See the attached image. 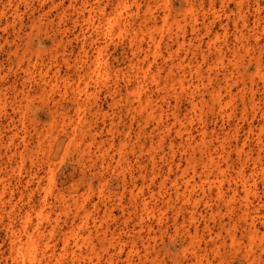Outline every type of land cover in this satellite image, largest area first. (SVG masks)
I'll use <instances>...</instances> for the list:
<instances>
[{
  "label": "rangeland",
  "instance_id": "obj_1",
  "mask_svg": "<svg viewBox=\"0 0 264 264\" xmlns=\"http://www.w3.org/2000/svg\"><path fill=\"white\" fill-rule=\"evenodd\" d=\"M8 1L0 0V10L5 7L6 12L0 17V264H28L12 254L15 245L12 248L10 241L11 231H21L23 245L27 241L22 231L26 214L31 217L28 224L31 231L38 229L45 235H51L47 254L38 256L39 264H108L110 255H113L112 264H196L193 255L183 250L196 238V231L198 245L202 250L207 249L209 264H244L247 224L238 221L239 202L235 203L236 210L232 213L226 210L222 200L205 197L197 203L195 217L191 221V203L185 202L182 197H175L170 181L174 178L179 159L180 167L185 166L186 161L176 152L173 162H170L168 145L172 139L175 142L182 140L171 131L169 136L164 137L165 146L155 148L158 152L151 157L147 151L148 134L157 136L159 130L155 123L159 119H146L136 110L138 100L135 92H139L142 97H151L155 115L164 114L162 121L166 120V116L168 121L178 116L193 127L195 135V128L205 126L208 132H219L218 136H221L220 128L225 120L222 126L225 129L241 125L239 138L242 140L250 127L258 125L260 115L264 114V103H259L255 112L250 110L243 118L239 97L223 110L225 114L210 98L211 91L219 87L223 72H233L237 76V71H240L239 74H245L246 81L253 77L255 83L261 85L256 63L259 53L249 50L244 55L241 49V56L236 58L233 52L237 50L233 48L241 44L234 38L236 29L233 22L230 20L226 24L219 1L216 0L212 7L209 0H203L200 11L195 10L196 27L200 28L197 33L192 31L189 15L183 14L188 9L187 1L191 0H152L150 4L157 16L156 21H150L143 29L128 26L127 17L123 15L120 26H117L115 17V22H104L98 31L91 29L78 13L82 0H78L74 8L70 7V0H63V5L50 13L52 1L58 3L59 0H14L19 2L20 9V15L15 19L11 16ZM89 1L93 8L98 6L97 1ZM165 1L171 8V16L163 20L161 16L167 12ZM109 2L102 0L101 4ZM141 6L140 12L145 10L144 2ZM229 6L234 9L235 4L230 2ZM261 6L264 8V1H261ZM216 34L219 38L215 40V45L225 51L222 52L224 67L211 64L215 54L206 44ZM27 35L29 57L34 61L40 53L46 64L54 65L52 71L58 67L61 69L57 80L51 81L55 86L49 83L44 87L39 85L35 67L31 68L34 71L32 76H28L24 72L26 60L17 63L13 55L9 57L16 37L24 40ZM133 37L135 43L145 48L139 54V70L130 66L134 60ZM200 38L204 41L201 48L197 46ZM97 45L103 52L100 61L94 63L88 54L87 63L73 64L72 60L82 54L83 48H87L88 53H94ZM255 47L250 46V49L257 50ZM200 52L205 58L208 56V60H204ZM65 58L70 60L69 66L63 63ZM233 60H237V68L233 66ZM179 61H183L181 67L177 65ZM259 62L264 64V52ZM172 64L175 67L170 74ZM197 64L202 72L201 78L193 74ZM95 65L99 66L100 72L95 70ZM51 76L49 73L47 78ZM172 77L184 78L186 89L180 91L175 85L177 89L173 93ZM196 83L201 86L193 90ZM240 86L238 75V83L233 86L232 92ZM225 92L221 93L228 100ZM261 92L259 90L258 94ZM192 100L197 103L196 108L192 107ZM57 107L58 113L52 115V110ZM226 113L231 114L230 118ZM62 119L66 124L62 123ZM140 125L145 126L147 134L137 135ZM14 133L17 134L11 139ZM248 146L255 156L259 146L254 137L249 139ZM233 159L229 162L231 167L227 168L229 174H233L236 167ZM223 165L226 167L225 163ZM169 166L172 172L167 175ZM252 167L253 160H248L246 173ZM123 175L128 181L126 188H123L121 180ZM166 175L168 177L162 188L166 205L161 201L163 198L156 194L151 201L155 207L153 214L145 217V223L140 222L142 206L140 200L131 194L136 192L131 187V181L136 180L137 184L143 182L156 192ZM4 186L6 190L1 193ZM259 187L258 197L263 200L264 192L260 184ZM194 189V196L200 197L199 188L195 186ZM237 189L240 194L243 193L240 186ZM251 201L250 207H260L259 212L264 215V202L257 197H251ZM184 206L187 209L182 208ZM40 211L48 217L40 218ZM85 214L88 215V223L84 231H91L95 236L93 242L98 255L93 253L91 259L85 257L74 261L70 257L60 258L56 253L63 245L62 233L73 224L81 223ZM233 223L242 243L240 247L231 245L227 232ZM253 224L264 232V217L255 218ZM142 226L144 228L138 237ZM149 226L152 232L148 237L146 231ZM97 227L100 233L107 229V236L120 235L127 242L124 250L120 252L112 246H103L95 235ZM131 241L135 242L137 251L127 260ZM215 242L219 247L218 253L211 251ZM52 251L56 252L54 256L50 255ZM256 254H261L263 260L260 259L259 264H264V253L256 250ZM203 262L207 263L206 260Z\"/></svg>",
  "mask_w": 264,
  "mask_h": 264
},
{
  "label": "bare ground",
  "instance_id": "obj_2",
  "mask_svg": "<svg viewBox=\"0 0 264 264\" xmlns=\"http://www.w3.org/2000/svg\"><path fill=\"white\" fill-rule=\"evenodd\" d=\"M16 1L27 2L28 0ZM16 1L9 0L7 3L11 10V16L13 17V19L19 17L20 15L19 2ZM95 1H97L98 6L93 8L89 0H82V7L79 8L78 12L83 17L84 21H86L90 25L91 29L95 31H98L104 22H115L113 21L115 17L118 20L117 26H120L119 22H121L123 15L127 17V25L135 26L136 29H143V27L148 26L150 21H156L157 16L153 14V7L150 4L152 0H115L116 3L115 1L113 2V0H110L111 2H109V4H101L102 0ZM197 1L199 2V4ZM202 1L203 0L187 1L188 9L183 12L185 16L189 15V17L191 18L192 31L195 33H197L198 29L200 28L196 27L197 19L195 18L196 15H194V13L203 6ZM215 1L216 0H209L212 7ZM218 1L223 10L226 24H228L230 20L233 22V26L236 29L234 38L239 44H241V46H235L233 48L234 50H237L233 52L236 58L240 54L241 49L244 52V55L248 54L249 50L257 51L259 53V55L256 57V63L258 66L257 76L261 80V85L255 83L253 77H249V80L246 81L244 78L245 74H239L240 71H237L241 86L239 89H237L236 92H232L233 86L238 83V75L235 76L233 72H223L222 77L219 79V87L211 91L210 98L211 101L218 104V106L222 110L221 112L225 114L223 110H226L229 104L236 97H239L242 103L243 118H245L250 110L255 112V109L259 108V103H264V64H261L259 62L260 57L264 52V8L261 6V1L264 0ZM77 2L78 0H70V7L74 8ZM143 2L145 5V10H142V12H140ZM230 2H233L235 4L234 9L230 8ZM165 3L167 12H164V14H162L161 16L163 20H166L171 16V8L167 6V1H165ZM62 5L63 0H59L58 3L52 1L51 7L49 6L48 13H50L51 10H57ZM196 5L198 7H196ZM133 8L134 10L130 11ZM4 9L5 7L0 10V17L5 15L6 12ZM85 11L86 14L84 13ZM35 23L36 21H34V24ZM207 29L209 28L207 27ZM27 37L29 38V35H27L24 40L19 36L16 37V41L18 42L13 41L14 45L13 49L8 53L9 57L13 55L14 58L17 59V63H23L26 60L25 62L27 65L24 72L27 73L28 76L29 74L32 76L34 71H32L31 68L35 67L38 79L40 81L39 85H43L44 87L47 83H49L50 86H55V84L51 83V81L57 80V76L60 73L61 69L58 67L52 71V67L54 65L51 62H53L54 60L50 62L51 64H46L44 62V58L40 53H37L36 59L33 61L32 58L29 57L30 53H27L26 47L30 45L29 39ZM218 38L219 35L216 34L215 38L208 39L206 41V44L207 46H209V49H213L215 54V59L213 62H211V64L224 67V54L222 52L225 51H223L220 46L215 45V40H217ZM134 40L135 37H133L131 40V44L134 46V49H132V57L134 60L131 61L130 66L136 68L141 59V56L139 54H141V52H143L145 48H143L140 43H135ZM203 42V39L200 38L199 45L197 46L201 48V43ZM252 45L256 46L255 48L257 50L250 49V46L254 47ZM22 49L23 51L20 54L21 56L19 57V52ZM94 50V53H91L90 51L88 53L87 48H83L82 54L78 55L74 58V60H72L73 64L78 66L79 64L87 63L90 57L88 54L91 55L94 63L100 61L103 56L101 46L97 45ZM200 53L201 57L204 60H208V56L205 58L203 52ZM240 56L241 55H239V57ZM64 62L66 65H70V60L68 58H65L63 60V63ZM182 64L183 61H179L177 63L178 67H181ZM237 65V60H233V66L237 68ZM198 66L199 65L197 64V67L194 69L193 74H195L197 78H201L202 72ZM98 67V65H95V70L97 72H100L101 69H98ZM173 67H175L174 64H172V67H170V74H172ZM140 68L137 67L138 70ZM49 73L52 74L53 78L52 76L49 79L47 78ZM152 79L156 82L157 85L156 77L153 76ZM172 81L173 84L171 85V87L174 90L173 93L176 92L177 88L180 89V91L186 89L184 78L172 77ZM175 85L177 86V88L175 87ZM200 86L201 84H194L193 90H197ZM223 90L226 91L225 93L228 95V100L224 99L221 93ZM259 90L262 91L261 94H258ZM166 95H168V91L166 92ZM171 95L173 94L171 93ZM257 95H260V97H258ZM135 96L138 100V105L136 108L138 113L144 114V117L146 119L152 118L155 121L159 119L158 122L155 123V127L159 130L157 136L154 137L152 134H148L149 149L147 151L150 152L151 157H154V154H157V148L165 146L164 137L169 136L171 131L174 132L176 137H179L182 140L181 142H175V139H172V141L168 145L169 152L171 154L170 162H173L176 152H179L181 155V159H184L186 161L185 166L180 167L179 162H181V160L179 159L178 164H176L175 167L176 170L174 178L170 181L175 190V197H182L185 202L191 203V221L194 220L197 203L202 199H205V197H215L217 200H222L226 207V210L232 213H234L236 210L234 207L235 203L239 202L240 205L237 206V210L239 212L238 221H243L245 224H247V226H245L247 241L243 247L245 252L244 264H259L262 256L261 254L257 255L256 250H258L259 253H264V243L262 242L264 232L255 227V225L253 224V220L260 216L264 217V215L260 214V207L251 208L250 206L252 205L251 197H257L259 201L261 200L262 202H264V199H260L261 196L258 197V192L260 190L259 184L262 186L264 192V149H262L264 147V114L260 115L261 120L258 121L257 126L250 127L246 131L245 136L242 140H240L239 138V129L241 128V125L237 124L234 125L231 129H225L222 127L225 124V120H223L222 126L220 128L222 132L221 136H218L219 132L216 134L213 132H208L205 126H201L199 128H195V130H197L196 135H199L198 137H196L193 127L188 126L189 123H187L183 119L181 120L180 117L173 116V119L171 121H168L166 116V120L162 121L161 119L164 116L163 113L155 115L151 97H142L141 93L139 92H135ZM191 104L193 108L197 107V103L194 100L191 101ZM57 109L58 107L52 110V115L58 113ZM230 115V113H226L227 118H230ZM227 121L228 120H226V122ZM62 123L66 124L64 119H62ZM159 124L161 125V127L159 126ZM145 129V126L140 125L137 135L141 133L147 134L146 132H144ZM16 134L14 133L11 139ZM253 137L256 141V144L259 146V150H257L255 156L252 149L248 146L249 139ZM155 138H158L157 141L155 140ZM23 139L24 138H22V140ZM124 145L125 143L122 144V146ZM233 154L235 155V159H233ZM232 159L236 162V167L234 173L229 174L227 168L229 166L231 167V164H229V162L232 161ZM248 160H253V167L250 169L249 173H246L245 164ZM224 163L226 167H224ZM198 166H200V169H198ZM170 172H172L171 166H169L168 168L167 175H169ZM167 175L161 180V183H159L158 191L156 192L150 190L149 185H146L143 182L141 184H137L136 180L131 181V187L136 191L135 193L131 192V194L134 198L140 200L142 206V213L139 215L140 222L145 223V217H148L149 214H153L155 207L151 205V201L153 200L154 196L157 194L161 199L163 198L162 188L166 182V178L168 177ZM141 178L143 179L144 176H141ZM154 178L155 176H153L151 179L153 180ZM121 180L123 183V188H126L128 181L124 175L121 177ZM226 182L227 185L225 186L224 184ZM195 186H197L200 190V197L194 196ZM239 186L243 191L242 194L238 192L237 187ZM5 190L6 187L4 186L1 190V193H3ZM161 201L163 205H166L164 198ZM74 203H76V200H74ZM182 208L187 209V207L185 206ZM38 216L40 218H47L48 214H43L42 211H40ZM87 217L88 215L85 214L81 219V223L75 226L73 224L67 232L62 233V248L58 253L52 251L50 253L51 256H54V254L56 253L62 259L70 257V259L74 261L78 258L85 257L91 259V255H93V253H95L96 256L98 255V253L95 252V244L93 242L95 236H93L91 231H87V233H85L84 231L88 223ZM30 220L31 217L29 216V214L24 215V226L22 227V231L24 232L27 240L25 241V246L23 245L22 238H24V236L21 231H11L10 241L12 244V248L15 245L12 250V254L21 257L22 262L26 261L28 264H39L38 256L47 254V249H49L48 241L51 235H45L38 229H35V231H31L28 228ZM39 222L38 224H40ZM206 227H208V230H210V232L212 233V229L209 227V225H206ZM231 227L232 228L227 229V232L230 236L231 245L233 247H240L242 243L239 241L238 235L235 230L236 224L233 223ZM143 228L144 226H142L138 231V237H140V232ZM151 232L152 228L150 226L147 227L146 235L148 237L151 235ZM196 234L197 231L195 233V237L197 238ZM95 235L98 236L103 246H112L115 248V250L118 249L120 252L124 250V247L127 244V242L120 235H118L117 237H114L113 235L107 236V229L100 233L97 227L95 229ZM196 238H193L192 241H190L183 250L185 252L189 251L193 255L196 260V264H204L203 260H206V264H209L206 256L207 249L205 248L202 250V248L198 245L199 240H197ZM131 243L132 244L129 246V249L126 253L127 260H130V255L137 251L135 242L131 241ZM216 244L217 243L215 242L214 246L211 248V251H213L214 253L219 252V247ZM112 256L113 255L109 256L108 264H112Z\"/></svg>",
  "mask_w": 264,
  "mask_h": 264
}]
</instances>
